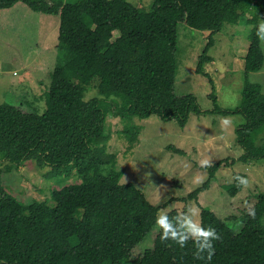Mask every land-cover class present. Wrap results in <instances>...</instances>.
Returning a JSON list of instances; mask_svg holds the SVG:
<instances>
[{
    "label": "trees",
    "instance_id": "16d2710c",
    "mask_svg": "<svg viewBox=\"0 0 264 264\" xmlns=\"http://www.w3.org/2000/svg\"><path fill=\"white\" fill-rule=\"evenodd\" d=\"M17 3L58 16L56 48L64 60L49 72L42 113L27 112L29 99L22 97L16 105H0V264H207L195 258L192 240L181 248L161 239L155 221L166 204L154 206L132 183H120L121 172L109 168L105 173L104 167L114 162L103 147L105 118L156 116L184 128L190 114L203 112L193 95L174 93L178 24L209 33L195 70L206 76L203 66L213 62L208 55L212 36L224 24L245 21L253 29L243 59L240 103L225 110L212 94L214 108L208 113L242 116L235 134L244 153L237 161L264 159V144L254 141L264 130V94L246 80L264 67L259 34L264 0H153L148 10L128 0H0V10ZM96 78L98 96L85 101ZM21 92L33 98L28 88L21 86ZM120 133L132 142L139 134L133 127ZM31 161L49 168L51 177L75 174L78 182L53 190L50 200L25 204L5 190L2 175ZM223 164L204 166L206 181L181 200L196 201ZM237 177L248 181L235 173L232 183L223 186L231 198L245 186ZM165 214L181 216L175 210ZM263 215L264 193L238 218L221 220L202 207L199 224L214 228L220 237L211 264H264Z\"/></svg>",
    "mask_w": 264,
    "mask_h": 264
},
{
    "label": "rangeland",
    "instance_id": "374dc122",
    "mask_svg": "<svg viewBox=\"0 0 264 264\" xmlns=\"http://www.w3.org/2000/svg\"><path fill=\"white\" fill-rule=\"evenodd\" d=\"M128 1L148 10L153 0ZM41 21L52 23V33L47 36L45 44L40 35L43 37L48 28H42ZM58 27V16L32 12L22 3L0 10V105H16L23 99L28 100L29 96L21 92V86H25L33 92L34 99L26 104L27 112L37 109L40 114L44 111L49 72L64 60L60 56L63 52L56 48ZM252 29L245 21L224 24L220 32L212 36L213 46L208 55L213 62L203 66L206 76H202L195 70L209 33L191 29L184 23L178 24L174 93L177 96L193 95L203 112L200 116L190 114L184 128H179L174 121L162 122L156 116L139 119L107 115L105 118L103 147L114 156L113 165L104 167L105 173L109 168L121 172L120 183H132L154 206L166 204L167 208L160 214L175 210L183 216L190 209L198 208L199 214L193 219L200 223V209L206 207L221 220L238 218L255 204L259 194L264 193V159L248 164L237 161L244 152L236 142L235 130L244 123L243 117L208 113L214 108L212 94L218 107L225 110L238 107L245 81L243 59ZM117 35L114 33V38ZM261 47L264 53V34ZM246 77L248 82L259 85L264 94V67ZM97 85L96 78L87 87L85 101L98 96ZM116 105L119 107L120 103L117 101ZM226 119L229 121L227 125L223 123ZM125 127H133L139 132L135 142L120 133ZM254 141L255 145L264 144V130ZM176 150L183 154L176 153ZM205 160L207 165L202 163ZM219 161L224 164L209 189L201 192L196 201H182L206 181L208 173L203 167ZM2 167L0 158V169ZM235 173L246 175L248 181L231 198L223 186L232 183ZM76 182L75 174L69 178L51 177L49 168H39L32 161L2 175L5 190L25 204L50 200L53 190ZM261 223L264 226V215Z\"/></svg>",
    "mask_w": 264,
    "mask_h": 264
},
{
    "label": "clouds",
    "instance_id": "9594fccd",
    "mask_svg": "<svg viewBox=\"0 0 264 264\" xmlns=\"http://www.w3.org/2000/svg\"><path fill=\"white\" fill-rule=\"evenodd\" d=\"M259 34H264V23L259 26ZM223 123L227 125L229 121L226 119ZM202 163L207 165L208 161L205 160ZM237 180L239 184L247 185V181L244 178L237 177ZM161 212L163 213V210ZM198 214V208H192L183 216H177L172 219L167 214H160L156 218L155 224L161 230L162 240H170L181 248L186 247L188 241L192 240L195 247V258L211 264L215 253L214 242L219 240L220 237L214 228L204 227L195 222L193 217ZM249 214L254 216L255 212L250 211Z\"/></svg>",
    "mask_w": 264,
    "mask_h": 264
},
{
    "label": "crops",
    "instance_id": "0c3cea01",
    "mask_svg": "<svg viewBox=\"0 0 264 264\" xmlns=\"http://www.w3.org/2000/svg\"><path fill=\"white\" fill-rule=\"evenodd\" d=\"M50 25H52V23H46L45 21H44V23L41 21V26H42V28L43 27H47L48 29L44 32V34H43V37H41V35H40V38H41V41H43V43L45 44L46 43V38H47V36H50L51 35V28H50ZM57 46V45H56ZM26 68H27V66H28V64H26V65H24ZM21 86V85H20ZM22 87H25V86H22ZM25 88H27V87H25ZM31 93H33L32 91H31ZM27 96H29V95H27ZM35 98V97H34ZM29 100H33V98L32 97H30L29 96ZM28 100V101H29Z\"/></svg>",
    "mask_w": 264,
    "mask_h": 264
}]
</instances>
